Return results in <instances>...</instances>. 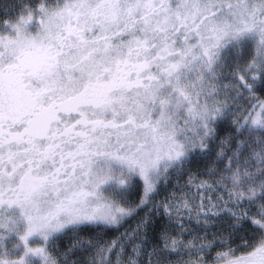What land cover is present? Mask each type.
<instances>
[{
    "label": "snow or ice",
    "instance_id": "obj_1",
    "mask_svg": "<svg viewBox=\"0 0 264 264\" xmlns=\"http://www.w3.org/2000/svg\"><path fill=\"white\" fill-rule=\"evenodd\" d=\"M256 92L264 0L4 5L0 264H264Z\"/></svg>",
    "mask_w": 264,
    "mask_h": 264
},
{
    "label": "rangeland",
    "instance_id": "obj_2",
    "mask_svg": "<svg viewBox=\"0 0 264 264\" xmlns=\"http://www.w3.org/2000/svg\"><path fill=\"white\" fill-rule=\"evenodd\" d=\"M1 1V3H0V7L1 8H3L4 7V5H6V4H8L9 2H10V4L12 3V0H0ZM9 5V4H8ZM1 14V13H0ZM257 102V100H255L254 102H253V104H255ZM198 174V173H197ZM172 194V192L170 193V195ZM169 195V196H170ZM220 195H224V193H220ZM165 198H163L162 200H164ZM161 201V200H160ZM159 202V201H158ZM158 218V217H157ZM156 218V219H157ZM136 220H132L131 222H130V225H127L126 227H134L135 226V224H136ZM214 231H217V233L219 234V235H222V236H225V237H227V243L228 244H231V248L233 249V250H237V255H242V254H244L243 253V251H242V249L246 246V244H247V241H245V239H244V237H242L241 235V238L238 236L239 235V233H237L236 235H229V233H228V231H227V229L226 228H216V229H213ZM120 231H124V229L122 228ZM231 236V237H230ZM249 237H250V235H249ZM6 243L10 246V244H11V241H6ZM34 247H38L37 245H33ZM42 246V245H41ZM229 251V249H228V247L227 246H225V247H223V248H217V252H228ZM214 257H215V255H216V253L214 252L213 254H212ZM0 258H10V259H16L17 257H15V256H12V257H2V256H0ZM220 264H223V262H220Z\"/></svg>",
    "mask_w": 264,
    "mask_h": 264
},
{
    "label": "trees",
    "instance_id": "obj_3",
    "mask_svg": "<svg viewBox=\"0 0 264 264\" xmlns=\"http://www.w3.org/2000/svg\"><path fill=\"white\" fill-rule=\"evenodd\" d=\"M0 3H1V1H0ZM9 5H10V2L8 3ZM2 9L3 8H1L0 7V13L2 14ZM255 96L259 99V100H264V93H261V92H256L255 93ZM247 100L249 101V102H251V103H253L256 99H253V97L252 96H248L247 97ZM242 106H245L246 107V105H243L242 104ZM197 165L196 164H193L192 165V171H193V173H197ZM199 170L200 171H203V167L201 166L200 168H199ZM187 179V177H184L183 179H179V183L180 184H183L184 183V180H186ZM176 181H177V178L176 177H173V179H172V181H171V183L169 184V185H167V186H165L164 188H162L161 190H160V193H159V195L156 197V200H157V202L158 201H160V200H162L163 198H166V197H168L169 195H170V193L172 192H175L176 191V187H175V185H176ZM130 198H132V199H138V196L136 195V193L135 192H133L132 194H131V197ZM141 215H143V213H141ZM158 219V218H157ZM242 237H244V239H245V241H247V243H249L250 242V240H249V233H245V232H239V237L241 238V236ZM231 237V236H230Z\"/></svg>",
    "mask_w": 264,
    "mask_h": 264
},
{
    "label": "flooded vegetation",
    "instance_id": "obj_4",
    "mask_svg": "<svg viewBox=\"0 0 264 264\" xmlns=\"http://www.w3.org/2000/svg\"><path fill=\"white\" fill-rule=\"evenodd\" d=\"M35 245H37V246L39 245L38 247H40V246H41L39 243H37V244H35Z\"/></svg>",
    "mask_w": 264,
    "mask_h": 264
}]
</instances>
